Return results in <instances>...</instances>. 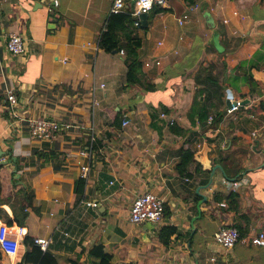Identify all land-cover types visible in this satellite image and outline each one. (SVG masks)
Here are the masks:
<instances>
[{"label": "crops", "instance_id": "0c3cea01", "mask_svg": "<svg viewBox=\"0 0 264 264\" xmlns=\"http://www.w3.org/2000/svg\"><path fill=\"white\" fill-rule=\"evenodd\" d=\"M57 1L0 0V163L9 160L0 167L33 191L26 208L21 192L0 207L11 235L25 228L14 262L30 249L24 239L47 237L58 264H97L99 245L111 264H264V246L250 241L264 232V0H168L144 14L132 35L142 42L146 88L128 81V37L120 49L100 44L114 0ZM185 11L192 20L181 29L177 17ZM9 33L24 38L23 54L7 49ZM217 83L221 94L212 93ZM228 90L247 100L233 113ZM202 112L209 125L219 113L222 121L205 130ZM33 118L76 126L41 140L30 135ZM186 149L202 169L181 175ZM86 163L89 179L78 197ZM146 191L162 198L170 215L133 224L131 205ZM163 225L177 229L169 245L159 238ZM222 225L242 234L231 250L215 243ZM1 259L12 264L2 252Z\"/></svg>", "mask_w": 264, "mask_h": 264}, {"label": "built area", "instance_id": "2783aa9c", "mask_svg": "<svg viewBox=\"0 0 264 264\" xmlns=\"http://www.w3.org/2000/svg\"><path fill=\"white\" fill-rule=\"evenodd\" d=\"M168 0H114L111 6V13H127L135 18V25H140V17L143 13H147L153 10L155 7H163L167 4ZM55 5H59V2L55 0ZM131 5V6H130ZM134 5V8H132ZM191 15L189 12H183L179 17H177V22L180 26H184L189 22ZM227 22V20H224ZM1 32V31H0ZM1 35V33H0ZM6 37V47L14 55L23 54L26 50L24 38L15 33L4 34ZM162 42H160L161 44ZM122 53L124 51L122 50ZM154 62L152 59H145L143 63L146 67H151V63ZM157 64H161L160 60L155 61ZM7 98L11 101L12 105L17 103V98L15 92L10 89L8 91ZM244 106V103L241 99L236 100L235 104H232L231 107L227 109L228 113H233L238 111L241 107ZM162 116H166L162 114ZM214 119L213 116H210L209 122H212ZM176 121L175 118H170V123L174 124ZM130 122L128 120L123 121V125L126 126ZM76 126L72 121H58L51 120L46 118H33L28 122V129L32 138L53 141L56 136L62 130H69ZM81 154L84 156L88 155V151L81 150ZM90 173V166L88 163L81 165V178L85 181H88ZM115 181H111V184H114ZM230 183V182H228ZM231 187L236 185L235 183L230 184ZM90 207H98L97 201H82ZM226 205V203H222ZM165 213V203L164 200L153 192L146 191L138 195L130 209V221L133 224H141L144 222H152L154 224L160 223L164 218ZM9 226L7 224H0V251L3 255L8 257L12 264H15V259L18 256L19 249L21 246V240L25 236V228L22 226L16 227V235L13 236L9 233ZM215 243L219 247L225 250H231L235 245L243 239L239 229L235 226L222 225L219 230L215 233ZM251 243L258 246H264V232L253 236L250 239ZM50 243V238L47 237H35L34 244L39 246L43 251H47L48 245ZM212 262L216 261V257L211 258Z\"/></svg>", "mask_w": 264, "mask_h": 264}, {"label": "trees", "instance_id": "16d2710c", "mask_svg": "<svg viewBox=\"0 0 264 264\" xmlns=\"http://www.w3.org/2000/svg\"><path fill=\"white\" fill-rule=\"evenodd\" d=\"M186 2L193 4L195 0H185ZM160 9L161 7H155ZM154 8V9H155ZM157 9V10H158ZM152 11V10H151ZM150 12V11H149ZM148 13V12H147ZM135 27V19L127 14V13H118L112 14L109 18L107 30L102 32L100 36V44L107 50L112 51L115 49H120V42L122 38L128 37L127 45H126V54H127V78L130 84H143V86H148L146 83V79L144 77V73L141 72V63L138 58V50L141 47V39L136 35H132ZM225 66V63H224ZM218 88L214 89L212 93H222L223 86L217 83ZM204 89H201L199 92L201 95L204 94ZM195 114V111H194ZM223 115L220 113L214 117L212 123L209 125L207 123V118L204 116V112L198 115L199 121L202 122L203 128L205 130L216 128L220 122L222 121ZM174 131L177 129L174 127ZM195 166L196 170L202 169L199 162L195 159V153L189 149H186L182 153V159L180 163L177 165V169L181 175L188 174V170L190 167ZM242 170L241 168L237 171ZM85 180L80 179L76 184V193L78 197H81L84 193ZM18 192H21L23 196L26 198V203L24 208L28 207L31 204L33 199V191L30 187H25L23 185H17L13 182V174L7 171L6 168L0 167V207L7 200L9 201L14 195ZM230 198L233 199L235 203V207H237V201L235 196L230 195ZM2 209L0 208V217H1ZM170 212L167 208H165L164 216H169ZM17 216V215H16ZM18 217V216H17ZM18 220V219H17ZM240 231V230H239ZM177 233V229L171 225H163L159 231V238L165 245H169L171 243L172 236ZM241 233V232H240ZM242 236V234H241ZM26 245L30 247L23 256V259L20 262L15 264H58L56 258L49 253L48 251H43L39 246L34 244V238L32 239H24ZM97 252L96 254L100 258V261L97 264H111V255L104 252L103 246H96ZM1 252H0V264L1 261Z\"/></svg>", "mask_w": 264, "mask_h": 264}, {"label": "water", "instance_id": "95a60500", "mask_svg": "<svg viewBox=\"0 0 264 264\" xmlns=\"http://www.w3.org/2000/svg\"><path fill=\"white\" fill-rule=\"evenodd\" d=\"M144 14H146V13H143V14L141 15V17H143ZM141 22H142V26H143V27H147V26H148V25H147V19H146V18H142ZM243 102H244V104H246V103H247V100H246V101H243ZM226 103H227L228 107H231L232 104H235V103H236V100H234V96H233V94H232V92H231L230 90L227 91V101H226ZM14 159H15V157H14ZM7 162H9L8 159H7V160H3V161L0 163V165H1L2 163H7ZM214 174H215V169L212 171L211 179H210V181H209V183H208L207 186H209V185L212 183L213 178H214ZM201 188H203V186H201ZM202 196H203V195H202ZM148 222H149V221H148Z\"/></svg>", "mask_w": 264, "mask_h": 264}, {"label": "rangeland", "instance_id": "374dc122", "mask_svg": "<svg viewBox=\"0 0 264 264\" xmlns=\"http://www.w3.org/2000/svg\"><path fill=\"white\" fill-rule=\"evenodd\" d=\"M201 10V9H200ZM194 13H195V11L193 10L192 12H191V15L193 16L194 15ZM201 14H202V16L204 17V18H206L207 20H209L210 18L208 17V15H207V11H202L201 10ZM192 20V19H191ZM190 20V21H191ZM186 27V25L185 26H183V27H180L181 29H184Z\"/></svg>", "mask_w": 264, "mask_h": 264}]
</instances>
